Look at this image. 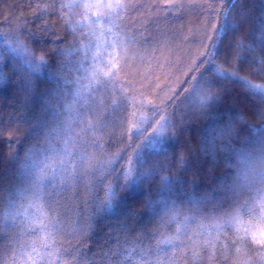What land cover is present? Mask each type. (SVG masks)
Returning a JSON list of instances; mask_svg holds the SVG:
<instances>
[{"label":"trees","instance_id":"16d2710c","mask_svg":"<svg viewBox=\"0 0 264 264\" xmlns=\"http://www.w3.org/2000/svg\"><path fill=\"white\" fill-rule=\"evenodd\" d=\"M186 1L0 0V264H264V0Z\"/></svg>","mask_w":264,"mask_h":264},{"label":"clouds","instance_id":"9594fccd","mask_svg":"<svg viewBox=\"0 0 264 264\" xmlns=\"http://www.w3.org/2000/svg\"><path fill=\"white\" fill-rule=\"evenodd\" d=\"M256 166H257L258 168L264 169V161H257V162H256Z\"/></svg>","mask_w":264,"mask_h":264},{"label":"rangeland","instance_id":"374dc122","mask_svg":"<svg viewBox=\"0 0 264 264\" xmlns=\"http://www.w3.org/2000/svg\"><path fill=\"white\" fill-rule=\"evenodd\" d=\"M186 3L187 4H195L193 1H191V0H188V1H186ZM198 27H202V25L200 26V25H198ZM191 102V104L193 105L194 104V101L192 100V101H190Z\"/></svg>","mask_w":264,"mask_h":264},{"label":"snow or ice","instance_id":"6c2138e0","mask_svg":"<svg viewBox=\"0 0 264 264\" xmlns=\"http://www.w3.org/2000/svg\"><path fill=\"white\" fill-rule=\"evenodd\" d=\"M122 5H119V4H117V5H115V7H121Z\"/></svg>","mask_w":264,"mask_h":264}]
</instances>
